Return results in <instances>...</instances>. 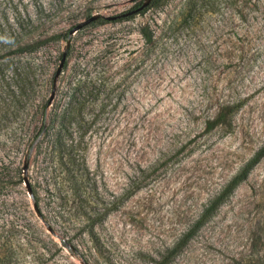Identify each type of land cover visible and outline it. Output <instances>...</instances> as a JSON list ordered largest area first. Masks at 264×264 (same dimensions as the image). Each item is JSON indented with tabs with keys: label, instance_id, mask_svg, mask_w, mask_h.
Returning a JSON list of instances; mask_svg holds the SVG:
<instances>
[{
	"label": "rangeland",
	"instance_id": "obj_1",
	"mask_svg": "<svg viewBox=\"0 0 264 264\" xmlns=\"http://www.w3.org/2000/svg\"><path fill=\"white\" fill-rule=\"evenodd\" d=\"M14 5L26 39L62 38L22 55L39 66L0 107V264H253L264 154L224 187L264 143V0H0V15ZM75 103L63 164L53 114Z\"/></svg>",
	"mask_w": 264,
	"mask_h": 264
},
{
	"label": "trees",
	"instance_id": "obj_2",
	"mask_svg": "<svg viewBox=\"0 0 264 264\" xmlns=\"http://www.w3.org/2000/svg\"><path fill=\"white\" fill-rule=\"evenodd\" d=\"M11 1V0H10ZM12 3V2H11ZM11 9V16H7L5 11L0 15V107L8 109L10 106L15 107L23 99L24 94L29 88V78L30 73L34 72L35 66L38 64L33 63V61H28L23 59L25 53L29 54L35 51L40 43L46 40H56L62 38L59 34H53L49 37L43 39H26V36L31 34L35 28V24L32 23L30 15L25 11V7L21 10L17 9L14 5ZM146 8V7H145ZM96 18L91 19L90 23H94ZM65 40V39H64ZM18 52L17 57L21 55V58L10 59L6 56ZM3 56L4 59H1ZM42 67V66H41ZM45 103L41 105L43 108L41 110V120L45 118ZM73 110H78L76 103L68 105L63 109L54 110L53 116L61 119L63 125L59 124L57 130H54L53 146L59 148L58 160H61L64 156L63 164L71 163L74 158H71V153L65 151L66 148L71 149L74 147L78 140L70 138L69 143H65L64 133L71 125ZM3 119V117L0 115ZM64 122V123H63ZM67 135H71L67 134ZM74 144H73V143ZM74 145V146H73ZM75 151V150H74ZM75 153V152H74ZM264 154V143L263 145L254 153V155L243 165V167L229 180V182L224 187V190H230L246 176L251 166ZM73 157V156H72ZM70 169H66L64 172L66 175V184L71 194L77 195L79 199L81 194V189L79 188L78 179L76 175L72 174ZM32 198L33 191H31ZM84 198V197H83ZM84 216L85 212H82ZM48 223H46L47 225ZM48 226V225H47ZM49 227V226H48ZM248 261L253 264H264V249H260L258 246H253L250 254L248 255Z\"/></svg>",
	"mask_w": 264,
	"mask_h": 264
},
{
	"label": "water",
	"instance_id": "obj_3",
	"mask_svg": "<svg viewBox=\"0 0 264 264\" xmlns=\"http://www.w3.org/2000/svg\"><path fill=\"white\" fill-rule=\"evenodd\" d=\"M140 7H138L137 9H139ZM97 17V14H95V15H91L89 18H87L86 20H84V21H81V22H79L78 24H76L70 31H72V30H75V29H77V28H79V27H81L82 25H84L85 23H87L88 21H90L91 19H94V18H96ZM62 60H63V54H62V56H61V58H60V61H59V64L57 65V68H56V70H55V72H54V76H56L57 74H58V72H59V69H60V65H61V63H62ZM37 213V212H36ZM48 229V228H47Z\"/></svg>",
	"mask_w": 264,
	"mask_h": 264
}]
</instances>
